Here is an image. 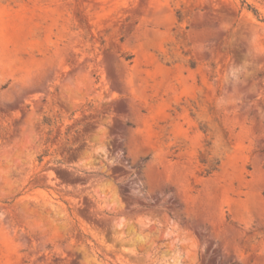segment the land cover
I'll return each instance as SVG.
<instances>
[{"label": "rangeland", "instance_id": "obj_1", "mask_svg": "<svg viewBox=\"0 0 264 264\" xmlns=\"http://www.w3.org/2000/svg\"><path fill=\"white\" fill-rule=\"evenodd\" d=\"M0 264H264V0H0Z\"/></svg>", "mask_w": 264, "mask_h": 264}]
</instances>
